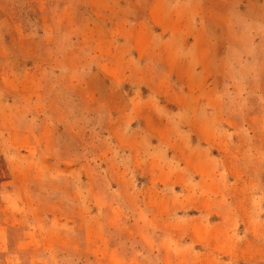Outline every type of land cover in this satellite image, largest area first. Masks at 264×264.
<instances>
[{"label": "rangeland", "instance_id": "1", "mask_svg": "<svg viewBox=\"0 0 264 264\" xmlns=\"http://www.w3.org/2000/svg\"><path fill=\"white\" fill-rule=\"evenodd\" d=\"M0 0V264H264V0Z\"/></svg>", "mask_w": 264, "mask_h": 264}, {"label": "crops", "instance_id": "2", "mask_svg": "<svg viewBox=\"0 0 264 264\" xmlns=\"http://www.w3.org/2000/svg\"><path fill=\"white\" fill-rule=\"evenodd\" d=\"M134 2H138V0H133ZM145 0L142 1V5H144Z\"/></svg>", "mask_w": 264, "mask_h": 264}]
</instances>
